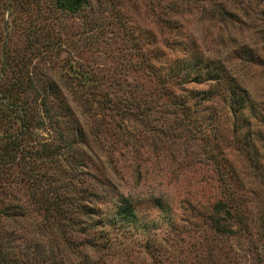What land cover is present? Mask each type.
I'll return each instance as SVG.
<instances>
[{"label":"trees","instance_id":"trees-1","mask_svg":"<svg viewBox=\"0 0 264 264\" xmlns=\"http://www.w3.org/2000/svg\"><path fill=\"white\" fill-rule=\"evenodd\" d=\"M45 1L3 0L1 6L0 264H65L60 247L72 264H264V139L253 130L256 107L242 83L202 51L170 2L153 15L149 30L120 6L112 8L106 24H116L129 55L117 72L99 75L77 60L76 28L55 31L44 23ZM48 1L54 20L84 13L95 22L100 12L92 0ZM243 1L212 0L198 12L235 18L237 11L247 14ZM45 55L58 58L63 76L31 63ZM236 56L264 67L247 46L237 47ZM129 120L137 136L124 126ZM187 142L197 143L192 162L213 190L202 211L194 206L180 216L212 233L208 263L198 252L205 247L200 238L189 245L188 258L165 253L164 243L181 238L182 217L175 219L168 203L154 197L147 206L158 214L147 218L142 202L114 189L98 167L102 155L115 172L111 163L131 152L136 176L143 153L178 168L173 145ZM220 239L233 240L234 248L220 247Z\"/></svg>","mask_w":264,"mask_h":264},{"label":"rangeland","instance_id":"rangeland-1","mask_svg":"<svg viewBox=\"0 0 264 264\" xmlns=\"http://www.w3.org/2000/svg\"><path fill=\"white\" fill-rule=\"evenodd\" d=\"M2 1L0 0V28L3 16ZM209 1L212 0H191L192 3L189 5L184 2L180 4L178 0H92V7L100 9L95 22H89V17H86L84 13L72 18L59 16L54 20L51 12L47 9L49 1H45L42 6L45 9L44 23L49 28L53 26L55 31L60 29V27H63L64 30L76 28V33L72 36V39L79 49L78 62L93 69H100L96 73L105 76L110 71L118 70V64L125 62V58L129 55V43L124 41V37L121 39L117 35L116 24H106L108 19H111L110 12L112 8L117 6L119 8L120 6V9L129 15L131 21L142 29L149 30L153 27L150 24L153 15L162 6H166L170 2L175 8L173 12L177 14V19L179 21L182 20V23L185 22V27L193 33L197 45L202 51L207 55L218 57L222 60L228 70L246 88L256 107L255 118L252 120L253 130L259 131L264 139V67L236 56L237 47L244 45L256 50L264 59V13H262L264 4L257 6L253 5L254 0H244V8L249 7L246 8L247 14L237 11L235 18H225V16L214 17L198 12V7L204 6L207 8ZM178 4H180V7L176 8ZM213 4L218 3L213 2ZM50 55L37 56L31 60V63L53 78L59 75L63 76L65 72L60 67L58 58L55 59ZM116 72L113 74L117 75ZM124 123V126L131 128L132 134L137 136L140 131L136 127L135 122L129 120ZM82 124L85 126V131H89L88 122L86 121ZM93 141V137H89L88 145L90 149H96V144H93ZM142 143H144L143 140H141ZM101 144L106 147L110 146L107 140H102ZM196 144L187 142V145L184 146L180 145V143L173 145V153L175 158L179 160L178 168H175L169 160L159 156L156 158L146 156L143 153L145 151L144 148H139L138 150V153L143 154H140V160L138 159L137 166L135 165L137 173H139L137 176L134 171V164L128 160L132 156L131 152H128L127 156L125 154L124 160L121 157H117L118 162L116 164L111 163V165L116 166L117 171L115 172L109 168V165L104 161L105 157L102 155H98V167L103 176L110 179L109 181L112 182L114 189L125 194L129 193L135 200L142 202L140 207L147 218L157 217V211L147 206L148 200L154 197H159L168 203L175 219L178 220L179 217H182L178 222L181 229L179 237L181 238L173 245H169V242L167 244L164 243L163 249H165V253L170 252L173 255V259L188 258L189 252L187 250L189 245L190 249H192L191 244L195 245V238H200L204 242L205 247L203 250L200 247L198 252L204 255L205 261L208 263V251L215 240L212 238V233L206 225L198 223L195 227L192 224V220L189 221L186 216V218L180 216L183 214V209L191 212L189 208L194 206V209L197 206L202 211V206L210 201L209 195L213 190L211 182L207 184L208 182L204 181V176H201L200 170L196 169L198 166L192 162L193 155L199 152H196L198 146ZM116 156H118L116 152H113L112 158L115 159ZM182 157L183 159H180ZM131 161L133 162V160ZM163 235L167 238L168 235L170 237L167 232L163 233ZM163 235H158L157 238L159 239ZM217 243L220 247L227 245L233 247L234 241L231 239L227 241L220 239ZM59 253V255L63 256L65 264H72L74 257L65 248L60 247ZM237 261L240 262L242 260L238 258Z\"/></svg>","mask_w":264,"mask_h":264}]
</instances>
